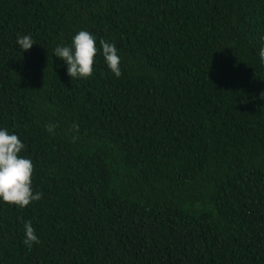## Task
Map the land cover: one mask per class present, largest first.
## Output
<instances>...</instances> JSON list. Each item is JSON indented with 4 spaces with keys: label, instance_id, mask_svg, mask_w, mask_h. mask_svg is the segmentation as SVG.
I'll use <instances>...</instances> for the list:
<instances>
[{
    "label": "trees",
    "instance_id": "obj_1",
    "mask_svg": "<svg viewBox=\"0 0 264 264\" xmlns=\"http://www.w3.org/2000/svg\"><path fill=\"white\" fill-rule=\"evenodd\" d=\"M79 29L120 76L68 75ZM262 44L264 0H0V126L43 194L0 201V264H264Z\"/></svg>",
    "mask_w": 264,
    "mask_h": 264
},
{
    "label": "clouds",
    "instance_id": "obj_2",
    "mask_svg": "<svg viewBox=\"0 0 264 264\" xmlns=\"http://www.w3.org/2000/svg\"><path fill=\"white\" fill-rule=\"evenodd\" d=\"M36 42L30 33L17 36L16 43L23 50ZM100 53L109 70L121 75V56L114 41L98 38L88 29L76 31L70 42L57 44L53 54L63 60L68 75L73 78L88 77L94 71V59ZM259 60L264 63V44L259 47ZM262 96L264 94L261 93ZM25 144L15 131L0 126V201L25 207L41 199L42 192L33 188L34 164L30 156L22 151ZM24 240L29 247L39 243V236L30 220L24 221Z\"/></svg>",
    "mask_w": 264,
    "mask_h": 264
}]
</instances>
